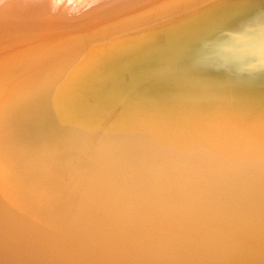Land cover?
<instances>
[{
    "label": "bare ground",
    "instance_id": "bare-ground-1",
    "mask_svg": "<svg viewBox=\"0 0 264 264\" xmlns=\"http://www.w3.org/2000/svg\"><path fill=\"white\" fill-rule=\"evenodd\" d=\"M107 1L0 0V264H264V6Z\"/></svg>",
    "mask_w": 264,
    "mask_h": 264
},
{
    "label": "rangeland",
    "instance_id": "rangeland-1",
    "mask_svg": "<svg viewBox=\"0 0 264 264\" xmlns=\"http://www.w3.org/2000/svg\"><path fill=\"white\" fill-rule=\"evenodd\" d=\"M15 1H17L18 3H20V4H22V5H24V6H27V7H32V9L34 8V9H36V11H37V9L38 8H43V7H45V8H47V9H44V10H48V9H51V10H49V11H51V13L53 14V15H55L54 13H56V12H58V16L61 18V16H72L73 17V15H75L74 16V18H77V17H81V18H83V16L85 15V14H87V16H89L90 14V12H91V10L92 9H97V8H101L100 6H105L104 5V3L103 2H108L107 0H30V1H28V0H15ZM28 1V2H27ZM252 1H254V0H242L241 2H240V4H246L244 7H242V8H247V7H249V8H247L246 10H248V9H255V8H261V7H263L264 6V1L262 0V2H260V3H258L259 1H261V0H259L258 2H256V3H253ZM239 2L237 3V4H239ZM72 6H71V5ZM72 8H71V7ZM247 6V7H246ZM65 7V8H64ZM67 7V8H66ZM59 8V9H58ZM74 8V9H73ZM65 9H68V10H70V9H72V10H70V11H72L73 12V10H74V14L72 13V12H69L68 13V11L67 10H65ZM40 10V9H39ZM41 10H43V9H41ZM65 10V12L66 13H68V14H66L65 12H63ZM60 11H61V13H60ZM78 11V12H77ZM90 11V12H89ZM33 12H35V10L33 11ZM77 12V13H76ZM87 12H89V13H87ZM61 15H60V14ZM71 14H73V15H71ZM76 14L78 15V16H76ZM29 15V14H28ZM86 15L84 16V18L85 17H87ZM79 17V18H80ZM110 17H111V15H110ZM79 18H77V19H79ZM61 19H63V17L61 18ZM2 19L0 18V21H1ZM50 20H53V19H50ZM9 21V20H8ZM64 21V20H63ZM66 22H68L67 20H65ZM64 21V22H65ZM29 22H31V21H29ZM63 22V23H64ZM65 22V23H66ZM7 25L9 26V27H13V24H11L10 22L9 23H7ZM6 25V26H7ZM15 25V24H14ZM55 25V24H54ZM89 25V24H88ZM87 25V26H88ZM8 27V28H9ZM7 28V29H8ZM27 28H29V27H27ZM35 28L37 29L38 27L35 25ZM34 28V29H35ZM38 29H42V27H40V28H38ZM37 29V30H38ZM32 31H34V30H32ZM21 33L22 32H24L23 30L22 31H20ZM85 32H87V31H85ZM2 33V32H1ZM6 33H8V32H6ZM5 33V34H6ZM36 33H37V31H36ZM5 34H3L2 33V35L3 36H0V39H2V40H5L6 38H2V37H5ZM15 34V33H14ZM6 35H8V34H6ZM11 35V34H10ZM24 36H27V39H29L30 37H31V33H28V34H26V35H24ZM33 36V35H32ZM19 40V39H18ZM20 41V40H19ZM36 41V40H35ZM34 41V42H35ZM16 43V42H15Z\"/></svg>",
    "mask_w": 264,
    "mask_h": 264
},
{
    "label": "water",
    "instance_id": "water-1",
    "mask_svg": "<svg viewBox=\"0 0 264 264\" xmlns=\"http://www.w3.org/2000/svg\"><path fill=\"white\" fill-rule=\"evenodd\" d=\"M259 0H254V1H252L253 3H256V2H258ZM254 9V8H253ZM253 9H248V10H246L245 8H242L241 10H242V12H241V14H243V13H247V12H251V11H253ZM255 9H258V8H255Z\"/></svg>",
    "mask_w": 264,
    "mask_h": 264
}]
</instances>
